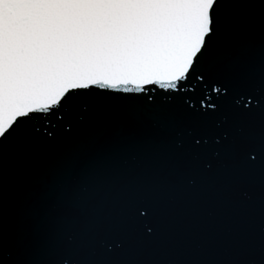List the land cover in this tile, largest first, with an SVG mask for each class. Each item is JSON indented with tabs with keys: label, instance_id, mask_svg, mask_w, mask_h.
<instances>
[{
	"label": "snow or ice",
	"instance_id": "6c2138e0",
	"mask_svg": "<svg viewBox=\"0 0 264 264\" xmlns=\"http://www.w3.org/2000/svg\"><path fill=\"white\" fill-rule=\"evenodd\" d=\"M0 264H264V0H0Z\"/></svg>",
	"mask_w": 264,
	"mask_h": 264
},
{
	"label": "water",
	"instance_id": "95a60500",
	"mask_svg": "<svg viewBox=\"0 0 264 264\" xmlns=\"http://www.w3.org/2000/svg\"><path fill=\"white\" fill-rule=\"evenodd\" d=\"M177 224L194 238L207 240L227 237L236 231L254 227L251 221L235 213L225 203L215 200L194 201L183 206L177 216Z\"/></svg>",
	"mask_w": 264,
	"mask_h": 264
}]
</instances>
